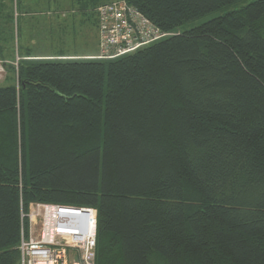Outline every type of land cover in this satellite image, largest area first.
<instances>
[{
  "label": "trees",
  "instance_id": "obj_1",
  "mask_svg": "<svg viewBox=\"0 0 264 264\" xmlns=\"http://www.w3.org/2000/svg\"><path fill=\"white\" fill-rule=\"evenodd\" d=\"M72 1L109 56L0 47V264L32 202L96 209L95 264H264V0Z\"/></svg>",
  "mask_w": 264,
  "mask_h": 264
},
{
  "label": "rangeland",
  "instance_id": "obj_2",
  "mask_svg": "<svg viewBox=\"0 0 264 264\" xmlns=\"http://www.w3.org/2000/svg\"><path fill=\"white\" fill-rule=\"evenodd\" d=\"M71 1L72 0H19L17 10L16 0H0V18H7L12 12H14L15 17H17V14L19 17L20 14L24 12L20 18L21 25L19 31L22 51L31 49L40 56H44L43 54H45V52L71 53L74 57L94 55L95 53L90 54V52L94 51L95 40L99 38L97 26L93 23L92 17L84 21L86 18L83 17L84 15L79 13L78 10L74 12L76 13L75 15L71 8H68V4ZM252 1L255 0H238L229 6L206 13L199 18L187 22L183 28L189 29L213 17L239 9ZM52 19L54 20V26L51 27L50 20ZM13 24V32H11V27H7V30L9 33H13L15 43L13 40L3 44V48L6 51H11V53L8 52L7 54H12V50L17 49L16 19ZM1 34L3 35V33ZM99 49L101 50V45L98 43V50ZM97 53H99V51ZM101 53H103V51H101ZM11 74L12 73H9L7 70L4 60L0 57V84L4 82L6 75L12 77ZM31 224L33 232L37 234L41 226V214H37Z\"/></svg>",
  "mask_w": 264,
  "mask_h": 264
},
{
  "label": "built area",
  "instance_id": "obj_3",
  "mask_svg": "<svg viewBox=\"0 0 264 264\" xmlns=\"http://www.w3.org/2000/svg\"><path fill=\"white\" fill-rule=\"evenodd\" d=\"M116 8L115 12L121 18L123 16L121 12L122 6L117 4ZM107 9L104 6L100 8V34L102 35V40L106 38L109 44L112 43V46H116L117 42H113L114 38L111 34L115 29L110 30L111 33H105L108 27V23H106ZM144 22L146 23V21L142 23L141 29L143 32H141V35L145 41L135 44L129 30L128 34L124 36L126 43H134L130 46V49L159 37L157 29L149 31L147 28H144ZM144 31L148 32V34ZM151 32L152 35H149ZM101 48L103 51L101 55H106L107 52H110L108 49L104 51V46ZM107 56L109 55L107 54ZM30 209L31 211L29 210L30 212L27 214L21 213L22 220L25 215L29 218L30 227L26 231L22 222L19 243L20 259L18 264H95L96 209L91 207H74L71 210H66L62 205L46 202H32ZM37 214H41V226L39 232L36 234L33 232L31 222Z\"/></svg>",
  "mask_w": 264,
  "mask_h": 264
},
{
  "label": "crops",
  "instance_id": "obj_4",
  "mask_svg": "<svg viewBox=\"0 0 264 264\" xmlns=\"http://www.w3.org/2000/svg\"><path fill=\"white\" fill-rule=\"evenodd\" d=\"M24 13V12H23ZM21 16H22V14H21ZM21 16L19 17V19H18V36H17V41H16V47H17V44H18V47H19V49H18V52L22 55V56H25L26 54H28L27 52H30L29 51V49H27V50H24V51H22L21 50V43H20V34H19V31H20V18H21ZM50 23H51V27H52V25H53V20H50ZM11 24V23H10ZM10 24H7L6 23V18L5 17H2V18H0V47H1V50L4 52V53H10V50H5L4 48H3V44H6L7 43V41H13L14 40V38H13V36L12 35H10V33L8 32V30H7V27L8 28H10ZM3 30V32H1ZM1 33H3V35L1 34ZM8 36V37H7ZM5 38H8L7 40L5 39ZM14 43H15V40H14ZM98 52V40L96 39L95 40V44H94V51L93 52H90V54H93V53H97ZM34 54H37L36 52H34ZM44 56H51L52 55V53H50V52H45V54H43ZM9 58V57H8ZM8 76L6 75V78H5V80H4V82H2V84H0V85H6V84H8L9 83V78H7Z\"/></svg>",
  "mask_w": 264,
  "mask_h": 264
},
{
  "label": "water",
  "instance_id": "obj_5",
  "mask_svg": "<svg viewBox=\"0 0 264 264\" xmlns=\"http://www.w3.org/2000/svg\"><path fill=\"white\" fill-rule=\"evenodd\" d=\"M64 208H66V210H71V209H73L74 207L64 206Z\"/></svg>",
  "mask_w": 264,
  "mask_h": 264
},
{
  "label": "bare ground",
  "instance_id": "obj_6",
  "mask_svg": "<svg viewBox=\"0 0 264 264\" xmlns=\"http://www.w3.org/2000/svg\"><path fill=\"white\" fill-rule=\"evenodd\" d=\"M66 212V211H65ZM67 212H69V211H67Z\"/></svg>",
  "mask_w": 264,
  "mask_h": 264
}]
</instances>
